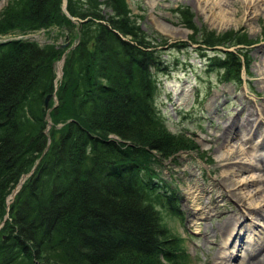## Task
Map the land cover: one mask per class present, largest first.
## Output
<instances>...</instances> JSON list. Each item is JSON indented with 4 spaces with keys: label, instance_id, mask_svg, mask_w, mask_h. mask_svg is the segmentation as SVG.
<instances>
[{
    "label": "trees",
    "instance_id": "obj_1",
    "mask_svg": "<svg viewBox=\"0 0 264 264\" xmlns=\"http://www.w3.org/2000/svg\"><path fill=\"white\" fill-rule=\"evenodd\" d=\"M62 4L9 0L0 13V35L58 27L77 40L57 87L61 50L0 43V264H187L162 216L177 215L176 199L154 172L197 149L169 131L156 106L165 43L147 36L126 0H66L65 12ZM199 40L226 48L208 66L222 83L242 86L249 62L227 47L246 39L201 31Z\"/></svg>",
    "mask_w": 264,
    "mask_h": 264
},
{
    "label": "rangeland",
    "instance_id": "obj_2",
    "mask_svg": "<svg viewBox=\"0 0 264 264\" xmlns=\"http://www.w3.org/2000/svg\"><path fill=\"white\" fill-rule=\"evenodd\" d=\"M126 1L131 16L147 36L165 43L162 59L166 68L156 75L157 109L169 131L185 133L187 137L193 139L197 147L195 151L180 152L174 159L157 163L154 167L157 181L161 182L158 186L164 192L173 194L178 205L176 216L162 210L163 220L170 231L181 238L187 264H218V259L214 260L212 243L221 242L222 237L218 234L214 235L213 229L221 223L219 217L223 214L243 216L244 225H249V223L255 225L252 236L263 237L260 234L264 231L262 227L264 220L261 219L263 217L247 215L246 206L240 207L228 197L225 189L221 187L222 172L227 169L215 170L233 140L228 138L229 140L222 148L216 150L211 139L226 134L232 120L243 118L244 114H240V111L247 102L255 107L264 106V76L260 75L264 67V0ZM8 2L9 0H0V13ZM65 5L66 0H63L62 11L64 12ZM188 21L199 30L197 34L186 27L185 24ZM74 22L77 23L75 20ZM201 31L212 32L215 36L232 32L246 39L248 42L246 46L227 47V50L234 53L244 52L249 62L246 70L243 67L241 69L242 86L235 87L231 83H222L220 79L222 72L210 70L209 58L215 56V53L221 54L219 52H224L226 48H215V51L219 52L205 48L199 40ZM14 32L5 36L1 35L0 41L20 39L19 37L23 36L22 39H33L41 46L49 44L61 50V55L54 62V84L57 87L62 78L65 58L77 44V40L73 41L67 30L58 27L48 28L38 33ZM71 41H73L71 47H68ZM60 62L61 65L58 68ZM52 100L53 105H56V98L53 97ZM262 121L261 129H264V120ZM51 127V122L48 120L47 131ZM59 127L61 125L56 128ZM259 141L260 138L256 136L249 143L242 144V149L246 151V154L236 155L233 160L236 164L232 166L234 168L245 166L250 160L253 165L257 164L259 158L264 156V144L259 145ZM252 155L257 158L256 161L251 159ZM32 172L33 169L29 174L20 178L7 196V206L13 202L14 196ZM256 172L255 169L240 172L234 178H247L256 175ZM189 174L193 175L192 180L189 179ZM194 183L208 191L214 190L215 201H210L211 211L206 216L200 214L190 216L191 207L185 201L184 195L187 191H192L191 187ZM257 185L261 184L256 183L253 186ZM248 189L251 188L248 187ZM242 192L246 193L245 190ZM262 194L263 192L256 195L252 193V197L248 196L246 202L256 204L258 196ZM11 195L13 197L8 201ZM260 215H264V208ZM243 220L238 221L235 231L237 228L241 229V226L243 228L241 225ZM205 231L210 235L207 238L204 237ZM246 234L248 235L247 232ZM242 237L245 240L246 235L242 234ZM243 252L242 250L238 254L234 253L229 263L239 264V259H241L239 256L244 255ZM261 253L264 254V246L258 255ZM256 257L250 260L251 264H264V257Z\"/></svg>",
    "mask_w": 264,
    "mask_h": 264
},
{
    "label": "bare ground",
    "instance_id": "obj_3",
    "mask_svg": "<svg viewBox=\"0 0 264 264\" xmlns=\"http://www.w3.org/2000/svg\"><path fill=\"white\" fill-rule=\"evenodd\" d=\"M211 7V6H210ZM209 7V8H210ZM61 62L58 63V68H60ZM261 76H264V67L260 73ZM244 114L243 118L240 120H232L230 122V128L226 130V134L217 136L216 139H211V142L215 144L216 150L221 149L222 146L229 140H233V143L229 145L228 151L216 165L215 170L226 168V171L222 172V180L221 187L224 188L228 197L233 199L240 207L246 206L247 215L249 216H261L264 220V215H260V212L264 208V156H261L258 160L257 164H252L251 160L245 166H238V168H234L233 162L235 156L240 154H246V151L243 148L242 144L249 143L252 138L256 136L260 138L259 145L264 144V129H261V123L264 120V106L255 107V105L247 104L240 111V114ZM225 133V132H224ZM222 140V142H221ZM258 145V146H259ZM264 146V145H263ZM252 148H255L251 145ZM248 157V155H247ZM253 161H256V157L251 156ZM256 170L257 174L252 175L250 177H241L234 178V176L238 175L240 172H249ZM189 179L192 180L194 177L192 174H189ZM259 183L261 185H257L254 187L253 185ZM251 188V189H248ZM192 191H187L185 193V201L191 207L190 216L200 214L206 216L210 213L211 202L215 201L214 190H207L204 187L197 185L196 183L192 184ZM246 191L242 192V191ZM263 192L262 195L258 196V200L256 204H248L246 199L252 197V193L259 194ZM13 197V195L8 197V201ZM206 197V200H205ZM188 206V207H189ZM243 216H239L236 214H223L219 217L221 223L213 229L214 235H220L222 237L221 242L212 243L214 248V260L218 259V264H230V259L234 256V253L238 254L240 251H244V255H240L241 259H239V264H251L250 260L254 259V257L258 258V256L264 257V254L258 255L260 249L264 246V231L260 232L263 237L256 238L252 236L254 224L249 223V225H244ZM246 219V218H245ZM241 229L235 231V227L238 221H242ZM254 223V222H253ZM261 225V224H260ZM259 226V224H258ZM240 227V225H239ZM262 227L264 225L262 224ZM231 238L232 234L234 233ZM248 233V235L246 234ZM243 235H246L245 240ZM212 235V237H214ZM255 235V234H254ZM210 235L204 232V237L207 238ZM231 238V240H230ZM229 241V242H228ZM230 244V246H228ZM220 249H222L220 251Z\"/></svg>",
    "mask_w": 264,
    "mask_h": 264
},
{
    "label": "water",
    "instance_id": "obj_4",
    "mask_svg": "<svg viewBox=\"0 0 264 264\" xmlns=\"http://www.w3.org/2000/svg\"><path fill=\"white\" fill-rule=\"evenodd\" d=\"M48 101H49V97H46V99H45V107L47 106V104H48Z\"/></svg>",
    "mask_w": 264,
    "mask_h": 264
},
{
    "label": "built area",
    "instance_id": "obj_5",
    "mask_svg": "<svg viewBox=\"0 0 264 264\" xmlns=\"http://www.w3.org/2000/svg\"><path fill=\"white\" fill-rule=\"evenodd\" d=\"M23 38V37H22ZM31 40V39H30ZM33 40V39H32Z\"/></svg>",
    "mask_w": 264,
    "mask_h": 264
}]
</instances>
